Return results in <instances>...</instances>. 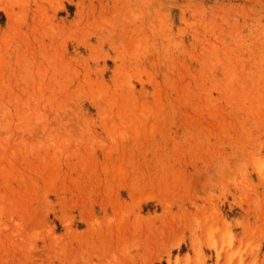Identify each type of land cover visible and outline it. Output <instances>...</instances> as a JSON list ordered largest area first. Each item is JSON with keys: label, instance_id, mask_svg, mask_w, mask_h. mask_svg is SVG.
Here are the masks:
<instances>
[{"label": "rangeland", "instance_id": "1", "mask_svg": "<svg viewBox=\"0 0 264 264\" xmlns=\"http://www.w3.org/2000/svg\"><path fill=\"white\" fill-rule=\"evenodd\" d=\"M0 264H264V0H0Z\"/></svg>", "mask_w": 264, "mask_h": 264}]
</instances>
